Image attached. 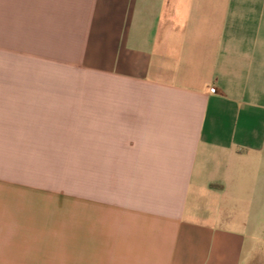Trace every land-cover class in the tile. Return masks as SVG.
Wrapping results in <instances>:
<instances>
[{
	"label": "crops",
	"instance_id": "1",
	"mask_svg": "<svg viewBox=\"0 0 264 264\" xmlns=\"http://www.w3.org/2000/svg\"><path fill=\"white\" fill-rule=\"evenodd\" d=\"M26 61L132 92L43 103ZM47 120L80 140L64 214L23 193ZM263 237L264 0H0V264H264Z\"/></svg>",
	"mask_w": 264,
	"mask_h": 264
},
{
	"label": "rangeland",
	"instance_id": "2",
	"mask_svg": "<svg viewBox=\"0 0 264 264\" xmlns=\"http://www.w3.org/2000/svg\"><path fill=\"white\" fill-rule=\"evenodd\" d=\"M25 67L26 83L39 82L49 89L39 92L43 103H48V100L54 98L74 100L93 97L111 98L115 95L129 97V91L132 92V87L128 90L107 79L84 76L78 70L59 63L56 68L43 66L35 68L33 63L26 61ZM38 70L41 73H37ZM52 126L53 124H50L48 120L42 123H26V130L39 132H35L36 138L25 139V150L19 166H22L24 175L23 193L26 197L41 198V203L36 205L40 213L64 214L63 208L66 204L63 198L58 199L59 201L49 198L79 194L80 140L60 137L70 133L53 132ZM19 194L22 192L19 191ZM46 196L50 197L44 199ZM262 241L264 250V237Z\"/></svg>",
	"mask_w": 264,
	"mask_h": 264
},
{
	"label": "built area",
	"instance_id": "3",
	"mask_svg": "<svg viewBox=\"0 0 264 264\" xmlns=\"http://www.w3.org/2000/svg\"><path fill=\"white\" fill-rule=\"evenodd\" d=\"M212 93H214L215 92V89L214 88H211V90H210Z\"/></svg>",
	"mask_w": 264,
	"mask_h": 264
}]
</instances>
